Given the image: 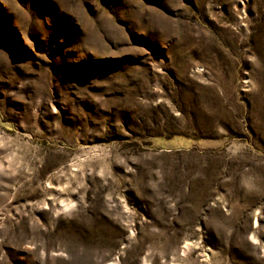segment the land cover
Listing matches in <instances>:
<instances>
[{"label": "rangeland", "instance_id": "374dc122", "mask_svg": "<svg viewBox=\"0 0 264 264\" xmlns=\"http://www.w3.org/2000/svg\"><path fill=\"white\" fill-rule=\"evenodd\" d=\"M0 264H264V0H0Z\"/></svg>", "mask_w": 264, "mask_h": 264}]
</instances>
